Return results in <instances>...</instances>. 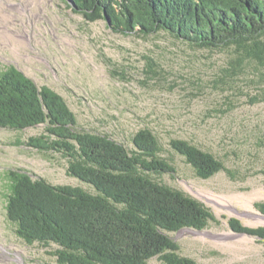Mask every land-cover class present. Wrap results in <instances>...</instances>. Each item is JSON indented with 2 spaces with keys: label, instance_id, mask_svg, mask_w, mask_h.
<instances>
[{
  "label": "rangeland",
  "instance_id": "obj_1",
  "mask_svg": "<svg viewBox=\"0 0 264 264\" xmlns=\"http://www.w3.org/2000/svg\"><path fill=\"white\" fill-rule=\"evenodd\" d=\"M226 62L227 54L192 47L163 32L120 35L105 20L87 21L65 0H0V71L15 66L38 86L60 93L81 131L131 147L138 131L152 130L164 148L162 157L178 170L175 178L163 176L164 183L215 214L218 224L171 235L180 253L197 264H264V243L256 237L242 241L202 234H237L229 219L246 228H264L246 226L249 219L232 211L253 206L260 213L255 203L264 202V81L258 82L264 66L228 87L217 83ZM44 129L0 128V264H55L48 254L55 246H27L7 220L9 170L91 191L67 173L68 161L58 153L16 144L45 134ZM173 139L216 155L226 170L208 180L199 178L171 149ZM147 264L162 263L155 257Z\"/></svg>",
  "mask_w": 264,
  "mask_h": 264
},
{
  "label": "trees",
  "instance_id": "obj_2",
  "mask_svg": "<svg viewBox=\"0 0 264 264\" xmlns=\"http://www.w3.org/2000/svg\"><path fill=\"white\" fill-rule=\"evenodd\" d=\"M91 23L109 16L120 35L150 37L159 32L192 47L227 54L217 83L231 87L247 71L264 66V0H74ZM108 22V21H106ZM260 80L264 75L259 73ZM253 81V84L258 83ZM257 99L252 100V102ZM67 101L53 88L38 86L10 66L0 71V128L21 132L44 125L45 134L17 145L68 161L67 173L91 188L55 185L25 170L6 175V217L27 246L53 249L55 264H197L180 253L172 238L183 229L203 231L215 214L201 201L164 183L177 176L158 136L141 129L131 147L78 128ZM199 178L226 170L212 153L173 139L169 143ZM264 215V202L255 203ZM235 233L264 243V228H246L229 219Z\"/></svg>",
  "mask_w": 264,
  "mask_h": 264
},
{
  "label": "bare ground",
  "instance_id": "obj_3",
  "mask_svg": "<svg viewBox=\"0 0 264 264\" xmlns=\"http://www.w3.org/2000/svg\"><path fill=\"white\" fill-rule=\"evenodd\" d=\"M217 203V201H216ZM232 211L234 212V214L239 215V217L243 218V219H249L248 222H245L246 226H260V225H264V216L261 215L258 211H255L253 206H249L246 210L244 211H238L235 209H232ZM203 235H210V236H214L215 238H230V239H240V240H251L248 236H246L245 234H234V233H230V232H222L218 235L212 233L211 231H207V232H203Z\"/></svg>",
  "mask_w": 264,
  "mask_h": 264
},
{
  "label": "water",
  "instance_id": "obj_4",
  "mask_svg": "<svg viewBox=\"0 0 264 264\" xmlns=\"http://www.w3.org/2000/svg\"><path fill=\"white\" fill-rule=\"evenodd\" d=\"M65 1H66V3H67L69 6L73 7V9L77 10V5H76V3H75L74 0H65ZM105 19H106V21H108V22H107L108 26H110L111 19L109 18V16H106ZM263 216H264V215H263ZM237 234H241V235H242V234H245V233H237ZM245 235L250 236V235H248V234H245Z\"/></svg>",
  "mask_w": 264,
  "mask_h": 264
}]
</instances>
